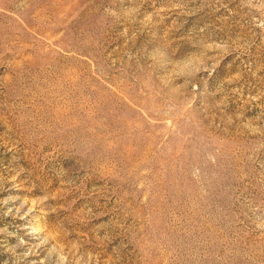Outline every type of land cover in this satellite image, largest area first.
<instances>
[{"label":"rangeland","instance_id":"374dc122","mask_svg":"<svg viewBox=\"0 0 264 264\" xmlns=\"http://www.w3.org/2000/svg\"><path fill=\"white\" fill-rule=\"evenodd\" d=\"M0 264H264V0H0Z\"/></svg>","mask_w":264,"mask_h":264}]
</instances>
